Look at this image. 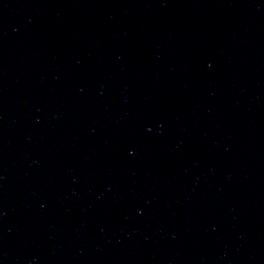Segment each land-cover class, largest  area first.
<instances>
[{
    "label": "water",
    "instance_id": "water-1",
    "mask_svg": "<svg viewBox=\"0 0 264 264\" xmlns=\"http://www.w3.org/2000/svg\"><path fill=\"white\" fill-rule=\"evenodd\" d=\"M215 65L264 87V0H109Z\"/></svg>",
    "mask_w": 264,
    "mask_h": 264
}]
</instances>
